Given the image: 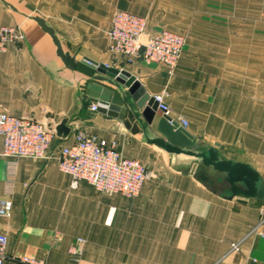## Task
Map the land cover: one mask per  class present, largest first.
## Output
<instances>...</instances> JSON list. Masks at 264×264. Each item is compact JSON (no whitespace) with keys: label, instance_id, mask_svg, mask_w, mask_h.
Listing matches in <instances>:
<instances>
[{"label":"crops","instance_id":"obj_1","mask_svg":"<svg viewBox=\"0 0 264 264\" xmlns=\"http://www.w3.org/2000/svg\"><path fill=\"white\" fill-rule=\"evenodd\" d=\"M115 10L145 17L148 32L184 37L171 75L161 63L126 62L107 51ZM32 16L53 29L76 69L56 55ZM0 24L18 25L24 35L0 53V112L54 131L65 120L70 128L65 138L54 135L45 158L0 155V198L12 202L10 215H0L3 264H22L20 256L45 264H264V200L232 195L221 175L203 167L194 175L172 168L175 157L141 131L91 111L80 88L82 73L91 70L79 62L86 57L127 70L151 96L166 89L171 117L264 181V0H0ZM160 116L156 111L150 125L156 135ZM75 130L114 143L152 172L136 197L100 193L86 181L70 185L57 159ZM77 239L83 243L73 255Z\"/></svg>","mask_w":264,"mask_h":264},{"label":"built area","instance_id":"obj_2","mask_svg":"<svg viewBox=\"0 0 264 264\" xmlns=\"http://www.w3.org/2000/svg\"><path fill=\"white\" fill-rule=\"evenodd\" d=\"M106 36L110 54L122 57L126 62L140 58L146 63H161L166 66L169 75L173 73L184 46L182 35L166 29L148 32L145 17L122 10L113 11ZM23 37L20 26L0 24V53L21 42ZM167 97L166 89L153 95L157 110L170 116ZM90 110L95 111L96 105L91 104ZM170 119L186 126L183 119ZM54 135L55 131L42 121L0 112L2 157L13 161L23 157L45 158ZM57 163L58 168L70 176L72 187L86 181L100 193H117L128 198L136 197L143 182L152 177L151 171L139 160L123 156L114 143L82 130H75L72 141L59 147ZM11 208V200L0 198L1 216H9ZM260 222H264V210L261 211ZM81 243L83 240L77 239L69 252L77 255ZM6 247L7 237L0 234V264L6 259ZM232 248L237 249V244H232ZM17 261L22 264H45L41 258L27 256H20Z\"/></svg>","mask_w":264,"mask_h":264},{"label":"water","instance_id":"obj_3","mask_svg":"<svg viewBox=\"0 0 264 264\" xmlns=\"http://www.w3.org/2000/svg\"><path fill=\"white\" fill-rule=\"evenodd\" d=\"M31 18L49 35L61 61L68 68L76 69L77 61L63 51L59 39L46 21L39 16ZM79 62L91 70L82 73L84 78L80 88L91 104L96 105L95 111L122 121L132 133L141 131L147 143L175 157L172 168H183L194 175L198 167H203L209 173L221 175L232 195L242 199L256 197L264 200V181L258 171L246 163L221 157L218 149L222 147L219 143L206 147L165 114H161L156 122L158 135L153 133L150 125L157 111V102L127 70L109 68L86 57ZM69 131L65 120L55 127V134L60 138L67 137Z\"/></svg>","mask_w":264,"mask_h":264},{"label":"bare ground","instance_id":"obj_4","mask_svg":"<svg viewBox=\"0 0 264 264\" xmlns=\"http://www.w3.org/2000/svg\"><path fill=\"white\" fill-rule=\"evenodd\" d=\"M158 111V110H157ZM162 114V113H161ZM168 116V115H167ZM169 118H171L170 116H168ZM173 121H175V120H173ZM179 123V122H178ZM182 126V125H181Z\"/></svg>","mask_w":264,"mask_h":264},{"label":"rangeland","instance_id":"obj_5","mask_svg":"<svg viewBox=\"0 0 264 264\" xmlns=\"http://www.w3.org/2000/svg\"><path fill=\"white\" fill-rule=\"evenodd\" d=\"M152 173V172H151Z\"/></svg>","mask_w":264,"mask_h":264}]
</instances>
